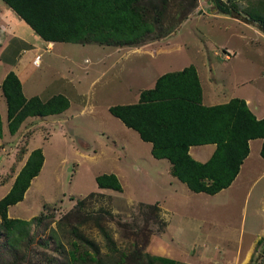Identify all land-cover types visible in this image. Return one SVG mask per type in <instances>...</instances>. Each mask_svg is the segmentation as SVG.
Segmentation results:
<instances>
[{
  "label": "rangeland",
  "instance_id": "rangeland-1",
  "mask_svg": "<svg viewBox=\"0 0 264 264\" xmlns=\"http://www.w3.org/2000/svg\"><path fill=\"white\" fill-rule=\"evenodd\" d=\"M208 1L139 0L134 7L141 18L153 24L156 29L148 37L149 40L127 46L128 50H131L130 58L120 74H115L121 69L117 60L118 56L128 57L123 53L124 50L113 58L111 56L105 58L107 53L91 43L84 45L58 43L51 53L44 50L43 44L37 43L39 48L37 54L40 55L41 62L39 68L31 63L24 90L29 93L28 90L42 88V96L47 100L63 87L69 86L68 82L71 81H65L62 76L65 71L74 73L77 69V76L82 77L78 69L82 58L88 61L87 63L82 61L81 64L86 68L93 65L90 60L97 65L104 63L106 66L114 67L112 73L107 75L109 79L113 76L111 81L114 86L119 81L117 76H123L124 73L130 98H133L136 90L148 86L149 81L158 72L171 71L197 61L204 65L201 66L202 71L206 78H209V82L203 83L205 92L219 88L220 94H227L230 92L229 84L232 81L243 79L254 80V87L264 90V37L260 31L249 29L248 27H253V24L247 25L241 16L234 19L217 14ZM218 1L224 6L230 5V0ZM231 4L237 9L251 5L246 0H233ZM26 31L29 30L25 29L24 35L15 37L24 38L28 42L27 39L31 36ZM19 46H23V43L12 40L9 48H0V74L4 72L9 62H13L19 55ZM223 48L233 51L236 57L222 62L218 55ZM111 58L108 64L107 60ZM139 61L150 62L152 67L141 65ZM137 69H141L140 75L136 73ZM86 71L90 69L87 68ZM230 73L232 77H227ZM91 78L89 75L82 78L83 82L79 84L75 82L74 92L69 90L68 93L70 107L66 115L71 118L67 122L80 136H69L68 147L62 144L57 136H52V141L46 143L44 153L47 163L43 172L42 192L46 193V203L40 204L33 197L31 201L23 204L26 206L25 209L22 206L14 209L17 214L10 209L7 215L6 210L9 219H16V215H19L20 220L31 221L29 225H14L9 233L4 230L0 219V264H149L145 255L157 256L159 253L166 254L170 259L174 255L181 264H226L227 259L222 258L219 252L224 246L220 244L218 237L223 236L221 234L216 236L215 246L213 243L208 245V236L212 235L213 240V228L207 237L206 234L199 237L194 233L195 228L185 223L186 220L183 219L182 222L181 219L175 218L173 223L177 225L172 227V230L158 233L161 226L156 214L158 210L135 202L139 180L130 170H127L128 175L124 177L120 192L97 190L91 183L92 174L100 175L110 167L107 153L113 154L110 161L112 166L115 165V170L117 166L124 165L123 152L120 151V147H113L111 143L112 132L117 133L115 130L117 121L115 119L107 123L98 121L103 125L107 124L108 127L107 130L100 129L96 120L88 119L90 117H86L78 110L77 95L85 91L86 82ZM126 89L125 87L124 90ZM91 91H95L94 99L102 102L118 98L123 100L125 97L119 96H126L124 92H120L118 98H113L101 85L95 86ZM248 93L254 99L258 97L257 90L252 89L250 85L246 89V94ZM53 123L55 124L50 120L46 121L47 126ZM49 128H46V141L53 135ZM121 148L126 149L123 145ZM249 149L251 157L248 164L251 172H254L253 178H258L255 173H259L262 170L261 165L264 164L261 162L256 164L254 156L262 160L258 153H254V145ZM75 150L87 156L86 158L77 156L79 159L77 170L67 173L65 168L71 165L67 162L61 167L60 156L74 157L77 152H73ZM129 164L130 162L127 166ZM143 167L149 168L150 173L157 168L156 164L152 162L151 166L145 158ZM141 182L142 186L146 187V192L140 197L149 198L161 194L158 180ZM164 187L165 185L162 186ZM263 189L264 179L260 177L258 182L252 185L247 196H243L244 192H237L229 200L206 202L203 208L208 214L204 218L222 224L228 223L237 228L242 224L246 230L253 228L255 235L258 236L264 226L261 213L264 210V202H258L257 198L261 196ZM67 196L74 199H68ZM172 203L177 208L189 212L199 208L198 203L182 195L173 198ZM164 220L166 221V218ZM213 225L214 222L208 224L210 227ZM216 227L217 231L221 232L222 226ZM201 232L204 233V230L201 229ZM230 236L227 235V238ZM188 245L190 247L187 249ZM260 247L255 246L249 264H262L259 256L262 253ZM230 255L232 258H228L230 259L228 264H237L234 249L230 250Z\"/></svg>",
  "mask_w": 264,
  "mask_h": 264
},
{
  "label": "trees",
  "instance_id": "trees-1",
  "mask_svg": "<svg viewBox=\"0 0 264 264\" xmlns=\"http://www.w3.org/2000/svg\"><path fill=\"white\" fill-rule=\"evenodd\" d=\"M1 1L47 43L127 47L149 40L156 29L144 21L134 7L139 0ZM232 1L226 6L218 0L208 2L217 14L234 19L241 16L243 22L253 24L264 36V0H246L251 5L241 9L231 4ZM0 94L5 101L10 134L26 117L55 115L68 108V100L60 94L45 102L36 96L25 99L12 72L1 81ZM108 112L126 128L135 131L141 141L150 143L151 156L166 159L171 176L193 193L214 195L227 188L248 154L249 140L261 139L259 156L264 160V117L256 119L244 101L237 98L215 106H202L200 87L191 65L160 75L152 88L139 92L135 104L111 106ZM202 144H214L215 150L209 160L199 164L187 155V149ZM41 162V153L35 150L10 191L0 199V219L7 233L14 225L31 223L7 218L6 210L21 200ZM94 182L98 189L121 191L113 175H98ZM145 257L149 264H181L157 256Z\"/></svg>",
  "mask_w": 264,
  "mask_h": 264
},
{
  "label": "crops",
  "instance_id": "crops-1",
  "mask_svg": "<svg viewBox=\"0 0 264 264\" xmlns=\"http://www.w3.org/2000/svg\"><path fill=\"white\" fill-rule=\"evenodd\" d=\"M246 25V24H245ZM248 27V26H247ZM252 31L259 32L256 28L254 27H248ZM25 29L29 30L27 32L28 35H30V39L28 38V42L23 39H19L15 37V35H24ZM263 36V35H262ZM7 37H11L12 39H7ZM264 37V36H263ZM12 40H17L18 42H22L23 46H19V55L16 57L13 62H9V65L5 67V70L2 74H0V83L5 77V75L8 72H12L15 77L18 79L20 87H21V93L25 99H28L30 97L36 96L41 102H45L46 98L45 96H42V88L40 89H31L28 90L29 93H26L24 90V83L28 77V71L29 68L31 67L32 59L35 55H37V51L39 50L37 43L43 44L44 45V50L48 53H51L53 50V47H55V44L58 43H53V42H45L38 38L35 33L30 29V27L22 21L9 7H7L1 0H0V48L3 47L5 49L9 48V43ZM31 42V44H30ZM98 46V45H96ZM50 47V50H47L46 48ZM99 50H102L103 52H106L105 58L108 57H114L118 52L123 51V53L126 54L124 58H121L118 56V63L121 65V69L117 70V73L115 74H120L121 71L124 68V64L129 61L128 58L129 56V51L127 47H112V46H98ZM115 48V49H113ZM136 50V49H134ZM141 53V52H140ZM119 55V54H118ZM15 57V56H14ZM236 55L233 57L235 58ZM109 59L107 60L108 64L112 60ZM82 58V61L84 63H87L88 61L86 59ZM82 61L78 64V69L80 70L82 77L80 78L77 76L76 71L73 73V71H65V74L62 75L65 81H71L68 82V87H63L62 90H59L57 94H60L64 96L68 100V108L64 110L63 112L55 115H49V116H44V117H26L18 129L13 133L10 134L7 130V120H6V105L4 98L0 94V122H1V137H0V199L4 197L12 188L18 174L20 171L23 169L25 166L27 160L29 159L30 155L35 151L39 150L42 156V162L40 165V168L36 174V176L32 177L29 180L28 186L26 190L22 194V198L19 202L15 203L14 205L8 206L7 207V215L10 213V209H15L19 206H22L23 209H25L26 206L23 204L31 201L32 198L34 197L35 200L40 203H46V193H42L44 191V182H43V172L45 170V166L47 163L44 149L46 147V143L49 141H52L51 138L52 136H57V138L61 141L62 144H64L66 147L69 146V142L67 141V138L69 136L77 137L80 136L73 126L70 124L68 125L67 120H69L71 117H68L66 114L68 112V109L70 107V99H68V93L69 90H73L74 92V83L83 82L84 80L82 79L83 77L87 78L89 75L92 76L88 82H86L87 87L84 92L78 93L77 95V104L79 106V109L81 113H84L86 117H90L88 119L91 120H96L97 124L99 125L100 129H106L107 130V124L103 125V123H107L108 121H113L114 119L117 121L115 122L117 129V133L113 134V140H112V145L117 146L120 151L123 152L122 154V161L124 162V165L121 164L120 166H117L116 170L114 169L115 165H111V157H112V152L107 153V161L110 167L108 170H106L102 174L106 175H113L120 187H122V182L124 181V177L126 178L128 173L127 170L131 171L132 175H135L138 180H139V185H137L136 191L138 192L137 197H135V202H140L143 203L144 206H152L157 208L158 212L156 211L157 217L160 221V228L158 229V233L163 232L168 230H172V227H174L177 224H174V219L179 218L181 221L184 219L186 220V224H191L192 228L194 229V233L198 234L199 237L205 235L207 237L208 233H211V228H213V240H212V235L208 236V245H216V240H217V235L221 234L223 237H218V240L220 241V244L224 246L222 250L219 252L221 253V257L224 259H227L226 264L229 263L228 258H232L230 255V250L234 249L236 251L235 257L237 258L236 261L238 262L237 264H249L251 256L254 252L255 246L261 245L263 243V246H261L259 249H262V253L259 254L262 264H264V226L262 228V232L260 235L256 236V232L253 228L246 230L243 225L241 224L238 228L235 226H231L228 223H219L215 220H210L206 219L204 217L207 216L208 213H206L205 209L203 208L204 203H209L211 201L212 203H215L217 201H222V200H229L235 193L237 192H244L243 196H247L250 193L251 187L253 184L258 182V178L262 177L264 179V165H261L262 170L259 173H255L258 178H253L254 176L253 173L251 172V168L248 164L250 160V149L249 147H252L254 145V153L259 156V150L261 147V139H254V140H249L247 142L248 144V154L247 156L243 159L242 163L240 164L238 168V172L230 185L225 188L220 190L214 195H207L204 193H193L190 192L185 184L181 183L179 180L171 176L170 174V164L166 159H154L151 154V145L148 142H143L139 139L138 134L129 129L126 128L120 120L112 116L108 112V108L111 106H116V105H129V104H135L138 100V94L141 90L145 89H150L153 87V84L155 80L162 74L166 72H174V71H179L184 67L189 66H180L179 68H175L174 70L171 71H160L158 74H155V76L152 77V79L149 81L148 86L142 87L141 89L136 90L134 93L135 95L133 98L129 97V90H128V82L124 81V73L122 75H118L117 78L119 81L116 83L114 86L112 84L113 76L109 79L107 76L109 73H112L111 71L114 69V67H109L106 66L104 63L101 65H97L94 61L90 62L93 64L91 67H87L90 69V71H86L87 68L82 64ZM222 62H225L224 60H221ZM1 62V61H0ZM37 63V68H39V63ZM99 62V61H98ZM147 64H146V63ZM141 65H147L148 67H152L150 62L147 61H139ZM33 65V64H32ZM194 70L195 74L197 77V81L200 87V104L204 107H210V106H215L219 104L226 103L228 100L237 98V99H242L247 106L248 110L252 113V115L256 119H261L264 117V90L260 89L258 87H254V80H248L243 79V80H234L229 84L230 87V92L227 94H220L219 88L216 90H211L209 92L204 91L203 83L204 82H209V78H206V75L202 71V67L204 65H201V62H193L190 64ZM202 66V67H201ZM137 74L140 75L141 69H137ZM205 76L204 78H201ZM73 77V78H72ZM227 77H232V73L227 74ZM260 77V76H259ZM263 77V76H261ZM130 84V83H129ZM97 85H101L108 93L110 96L113 98H118L117 95H120V92H124L126 96H119L125 97L123 100L118 99H113V100H108V101H100V100H95L94 99V92L91 91L93 88ZM236 85V86H235ZM248 85L251 86L252 89L257 90L258 97L253 98L250 93L246 94V89L248 88ZM235 86V88H234ZM127 88L124 90V88ZM131 89V88H130ZM55 94V95H57ZM124 94V95H125ZM53 96V95H52ZM75 98V97H74ZM3 100V101H2ZM96 111V113H95ZM96 117H95V115ZM101 116V118H99ZM56 118V119H54ZM50 120V122H55V124H51L49 126L46 125V121ZM98 121H101L98 122ZM50 127V128H49ZM46 128H49L50 133L53 135H50V140L46 141ZM72 132V135L70 133ZM45 136V138H44ZM56 142V141H55ZM121 145L126 147L121 148ZM71 149L74 150V147L71 146ZM78 149V147L76 148ZM215 150V145L214 144H202V145H192L189 146L187 149V155L195 162L199 164L205 163L209 158L211 157L212 153ZM77 150L73 151L76 152ZM76 156V157H75ZM79 157H84L86 158V154L83 152H76L74 154V157L67 156V158L63 157L62 155L60 156V164L61 167L67 162L70 167L65 168V172L67 173H73L77 170V162ZM144 158L147 159L149 164L152 166V162L156 164L157 168L154 169V172H149V168L143 167V162ZM255 160L257 163L261 162L264 164V160L259 158L263 161H260L256 156H254ZM111 160V161H110ZM166 163H165V162ZM130 162L129 166L127 164ZM136 164V165H135ZM161 164V165H160ZM260 164V163H259ZM160 165V166H159ZM72 168V170H71ZM54 175V172H53ZM101 175V174H100ZM98 176L95 174H92L91 176V183L95 184L94 178ZM156 179L160 182V195H156L153 197H140L141 194L146 192V187L142 186V180L143 181H152ZM72 181V180H71ZM162 188V186H164ZM97 188V187H96ZM97 190H102V191H107V192H115L109 189H98ZM96 190V191H97ZM261 193V196L257 198L258 202L262 201L264 202V189ZM41 193V194H40ZM177 195H182L184 197H188L191 199V201L198 203L199 208L197 210H194L193 212H189L187 210L177 208L176 205L172 203L173 198H175ZM49 197V195L47 196ZM64 197V196H63ZM62 197V198H63ZM68 199H74L72 196H67ZM53 200V199H52ZM69 201V200H67ZM157 204V205H156ZM15 214L18 212L15 211ZM28 212V210H26ZM25 212V213H26ZM263 213V225H264V210L261 211ZM166 218V221L164 220ZM16 219H20L19 215H16ZM168 222V223H167ZM183 222V221H182ZM182 222H179L182 223ZM214 222L213 227L208 226L209 223ZM221 225V232L217 231V227ZM166 228V229H165ZM244 228V229H243ZM201 229L204 230V233L201 232ZM227 235H231L230 237L227 238ZM254 235V236H253ZM161 235H159L160 237ZM217 236V237H216ZM158 238V237H157ZM222 239V240H221ZM165 243V242H164ZM161 247L160 243H157ZM229 244L231 246L229 247ZM164 247V246H163ZM162 247V248H163ZM190 246H187V249ZM157 254V253H156ZM160 255H157V257H162L166 259L168 256L166 254L159 253ZM156 256V255H153ZM175 262H179L176 260L175 256L172 255V259ZM210 263V261H207ZM212 264V263H211ZM231 264V263H230Z\"/></svg>",
  "mask_w": 264,
  "mask_h": 264
},
{
  "label": "built area",
  "instance_id": "built-area-1",
  "mask_svg": "<svg viewBox=\"0 0 264 264\" xmlns=\"http://www.w3.org/2000/svg\"><path fill=\"white\" fill-rule=\"evenodd\" d=\"M218 56L221 60L227 61V60L233 58L235 56V54L233 51L226 49V48H223L220 50V53ZM39 60H40V55H38V54L35 55L32 59V64L37 66V63L39 62Z\"/></svg>",
  "mask_w": 264,
  "mask_h": 264
}]
</instances>
